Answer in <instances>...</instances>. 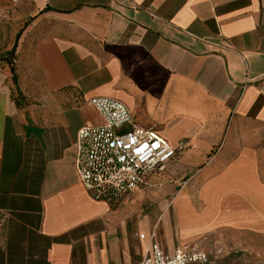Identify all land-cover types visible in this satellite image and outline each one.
<instances>
[{
    "label": "crops",
    "instance_id": "1",
    "mask_svg": "<svg viewBox=\"0 0 264 264\" xmlns=\"http://www.w3.org/2000/svg\"><path fill=\"white\" fill-rule=\"evenodd\" d=\"M0 264H264V0H0ZM114 99L174 156L113 208L75 171ZM161 176L166 200L137 193ZM183 180V181H181ZM144 236L143 239L140 236Z\"/></svg>",
    "mask_w": 264,
    "mask_h": 264
},
{
    "label": "built area",
    "instance_id": "2",
    "mask_svg": "<svg viewBox=\"0 0 264 264\" xmlns=\"http://www.w3.org/2000/svg\"><path fill=\"white\" fill-rule=\"evenodd\" d=\"M11 2L16 4L17 0ZM89 103L102 123L86 125L77 131L75 171L93 200L116 208L145 186L150 174L163 170L175 150L156 131L136 124L121 102L93 99ZM140 264L210 262L198 245L168 253L151 241Z\"/></svg>",
    "mask_w": 264,
    "mask_h": 264
},
{
    "label": "rangeland",
    "instance_id": "3",
    "mask_svg": "<svg viewBox=\"0 0 264 264\" xmlns=\"http://www.w3.org/2000/svg\"><path fill=\"white\" fill-rule=\"evenodd\" d=\"M162 178H158L157 182H151L149 186L143 188L140 192L137 193L136 201L133 204L137 205V208L140 207L142 212H148V210L153 209L156 205H154V201L158 200H166L169 197H159L158 191L160 189L166 188L171 184V178L168 176H161ZM183 181V180H181Z\"/></svg>",
    "mask_w": 264,
    "mask_h": 264
},
{
    "label": "trees",
    "instance_id": "4",
    "mask_svg": "<svg viewBox=\"0 0 264 264\" xmlns=\"http://www.w3.org/2000/svg\"><path fill=\"white\" fill-rule=\"evenodd\" d=\"M14 52H15V45L13 46L12 50L7 54L5 57L0 58V62H5L9 66V69L12 74V81L16 82V76L14 74V65H13V59H14Z\"/></svg>",
    "mask_w": 264,
    "mask_h": 264
}]
</instances>
